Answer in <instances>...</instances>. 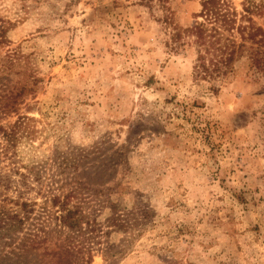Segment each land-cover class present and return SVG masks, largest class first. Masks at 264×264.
I'll use <instances>...</instances> for the list:
<instances>
[{
    "label": "rangeland",
    "instance_id": "1",
    "mask_svg": "<svg viewBox=\"0 0 264 264\" xmlns=\"http://www.w3.org/2000/svg\"><path fill=\"white\" fill-rule=\"evenodd\" d=\"M165 5L0 0V126L20 122L0 132V205L24 218L15 245L41 241L0 264H59L65 244L73 264H264V65L201 79L165 22L193 26L201 0Z\"/></svg>",
    "mask_w": 264,
    "mask_h": 264
},
{
    "label": "trees",
    "instance_id": "2",
    "mask_svg": "<svg viewBox=\"0 0 264 264\" xmlns=\"http://www.w3.org/2000/svg\"><path fill=\"white\" fill-rule=\"evenodd\" d=\"M249 1L243 2V9L240 11L232 0H201L202 9L195 15L198 20L189 27L173 25L172 11L165 15V22L171 27L172 50L180 52L193 48L196 53L194 71L201 79L214 83L224 81L236 69V62L246 54L250 55L255 66L263 67L264 27L255 20V8L249 4ZM160 2L164 7L166 6V0H160ZM3 34L4 31H1V38ZM6 108L7 104L3 108L5 113L10 110ZM19 126L20 122L12 125L11 129L0 126V132L6 139L11 140ZM2 179L0 175V186L3 184ZM54 198L55 203L60 202L59 197ZM4 200L14 202L23 209L29 206L27 201L21 202L20 199ZM67 202L68 200L66 204ZM66 204L63 203V208H67ZM1 207L0 205V247L2 250L9 248L5 256L18 257L28 244L30 247L27 248L32 250L39 248L41 241L36 238L37 235L27 238L29 243L25 241L20 243L21 247L15 245L16 237L11 231L21 227L24 224V218L19 214H11ZM60 219L64 226L71 230L81 224V216L73 209H67ZM25 238L26 236L23 237ZM52 254L57 257L59 264H73L74 250L70 244L63 245Z\"/></svg>",
    "mask_w": 264,
    "mask_h": 264
}]
</instances>
